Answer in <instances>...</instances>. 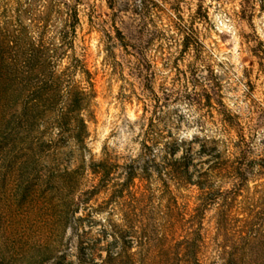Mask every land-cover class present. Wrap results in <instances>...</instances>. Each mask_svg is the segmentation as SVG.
I'll use <instances>...</instances> for the list:
<instances>
[{
  "label": "rangeland",
  "instance_id": "1",
  "mask_svg": "<svg viewBox=\"0 0 264 264\" xmlns=\"http://www.w3.org/2000/svg\"><path fill=\"white\" fill-rule=\"evenodd\" d=\"M69 8L79 11L75 49L97 92L92 116L85 115L88 150L68 162L82 175L76 213L67 219L56 198L52 206L24 202L0 185V264H107L108 252L123 245L113 230L131 237L122 209L136 214L137 230L165 224L169 213L179 220L185 205L192 212L197 186L169 182L170 195L160 169L138 159L148 133L159 159L166 141L184 140L197 151L210 139L252 163L243 198L264 207V0H0V46L16 36L25 50L42 41L53 50L57 38L71 34ZM134 160L138 205L118 186L129 182ZM234 181L216 179V186L227 190ZM217 211L213 204L204 216L207 256ZM131 235L121 262L143 250Z\"/></svg>",
  "mask_w": 264,
  "mask_h": 264
},
{
  "label": "trees",
  "instance_id": "2",
  "mask_svg": "<svg viewBox=\"0 0 264 264\" xmlns=\"http://www.w3.org/2000/svg\"><path fill=\"white\" fill-rule=\"evenodd\" d=\"M65 23L71 34L57 38L51 51H46L44 41L36 51L25 50L16 36H7L0 46V185L24 202L33 199L52 206L56 198L55 206L68 219L76 213L75 193L82 177L69 169L68 162L76 152L82 156L88 150L85 115L92 116L97 92L90 69L75 49L80 24L77 8H69ZM154 136L147 134L144 154L138 159L160 169L170 195L169 182L177 188L197 186L199 205L192 212L185 205L179 220L169 213L165 224H146L138 230L131 223L135 213L122 209L131 237L126 239L113 230V237L123 245L117 252H108L105 262L112 264L128 255L126 241H133L131 234H136L143 250L120 264H264V207L257 199L243 198L254 171L252 163L224 154L210 139L202 140L197 151L184 140L166 141L159 159L150 145ZM65 148L69 151L64 152ZM137 163L134 160L129 166L133 171L128 173L129 182L118 186L123 191L129 188V198L138 205L137 191L131 192L136 187ZM216 179L236 181L224 190L217 188ZM213 204L218 205L216 234L213 255L207 256L211 244L203 233L204 216ZM178 223L181 227H176Z\"/></svg>",
  "mask_w": 264,
  "mask_h": 264
}]
</instances>
